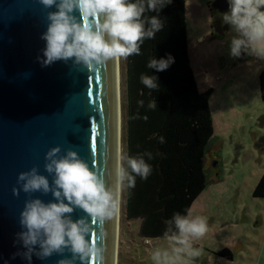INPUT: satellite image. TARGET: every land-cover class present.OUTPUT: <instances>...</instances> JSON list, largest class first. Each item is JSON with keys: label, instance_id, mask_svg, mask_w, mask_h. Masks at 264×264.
Instances as JSON below:
<instances>
[{"label": "clouds", "instance_id": "clouds-1", "mask_svg": "<svg viewBox=\"0 0 264 264\" xmlns=\"http://www.w3.org/2000/svg\"><path fill=\"white\" fill-rule=\"evenodd\" d=\"M45 8L56 7L49 11L46 33L41 37L46 41V49L41 60L44 67L63 60L74 59L75 65L84 66L89 72L104 66L108 61L139 55L145 39H154L163 28V21L158 16L145 17L146 11L162 8L164 0H39ZM230 12L223 19L238 32L233 37L230 53L239 57L244 50L258 48L264 50V0H229ZM79 11V18L73 13ZM174 63L171 55L167 59H151L149 69L165 71ZM142 84L148 89L158 87L157 77L141 75ZM143 106V101H139ZM156 102L149 104L155 108ZM147 120V116L144 117ZM163 143V137H161ZM61 148H52L46 154L45 171L54 175V180L39 174L37 168L23 172L18 177L25 193H52L55 201L45 203L39 198L30 199L20 216L21 226L26 229L18 234L26 252L18 253L31 262L33 254L40 259L51 257L54 253H63L68 249L72 259H64L59 264H74L79 259L81 264L94 260L104 264L106 249L99 241L106 237L100 232L91 242L87 239L90 224L87 218L74 221V211L82 209L92 224L103 225L121 211L119 193L106 185L105 180L82 160L78 153L69 150L60 156ZM151 153H143L128 160L131 172H120L126 178L129 188L136 185V176L147 179L151 166L146 162ZM95 166V164L93 165ZM13 194L19 196L20 189L14 188ZM67 201V202H65ZM168 228L165 238L172 242L170 248H157L152 256L156 264H189L190 258L198 257L200 250L193 247L191 239L202 237L208 231L207 219L193 217L191 209L187 215L175 213L166 222ZM39 246V251L36 250Z\"/></svg>", "mask_w": 264, "mask_h": 264}, {"label": "water", "instance_id": "water-1", "mask_svg": "<svg viewBox=\"0 0 264 264\" xmlns=\"http://www.w3.org/2000/svg\"><path fill=\"white\" fill-rule=\"evenodd\" d=\"M213 8L228 11L230 2L215 0ZM57 10L45 8L39 0H0V264H59L73 258L68 249L43 260L33 254L31 262L17 255L27 251L18 239L26 230L20 223L26 202L35 198L57 202L51 192H23L18 177L37 168L52 183L54 175L45 171V157L52 148L60 147V156L77 152L116 192L114 59L92 72L75 65L74 59L42 66L47 14ZM73 14L80 16L78 10ZM245 58L246 50L238 61ZM14 188L20 189L19 196L13 194ZM71 215L74 221L87 218L90 242L106 233L99 241L106 249L104 264H114L118 216L99 225L92 224L82 209ZM74 264L81 262L76 259Z\"/></svg>", "mask_w": 264, "mask_h": 264}, {"label": "trees", "instance_id": "trees-1", "mask_svg": "<svg viewBox=\"0 0 264 264\" xmlns=\"http://www.w3.org/2000/svg\"><path fill=\"white\" fill-rule=\"evenodd\" d=\"M164 4L145 13L146 18L158 16L163 21L162 30L154 39H145L140 54L127 57L125 67L126 173L135 175L128 164L130 158L152 154L151 159L144 157L152 169L147 179L136 176L134 188L128 187L126 178L123 180L125 213L128 219L141 220L144 238L165 237L166 222L177 212L187 215L207 188L210 171L205 161L214 137L210 107L214 90L201 92L193 72L186 0H164ZM169 55L174 63L167 70L147 67L151 59H167ZM145 74L157 77L156 89L142 84L140 78ZM152 102H156L155 108L149 107ZM254 196L264 197V176ZM215 254L233 257L229 249Z\"/></svg>", "mask_w": 264, "mask_h": 264}, {"label": "rangeland", "instance_id": "rangeland-1", "mask_svg": "<svg viewBox=\"0 0 264 264\" xmlns=\"http://www.w3.org/2000/svg\"><path fill=\"white\" fill-rule=\"evenodd\" d=\"M214 2L215 0H186V10L191 41L190 55L196 81L202 91L209 90L213 88L212 85L214 86L210 106L217 122L215 124V139L212 140L207 153L209 168L219 162L216 158L217 155L222 161L216 164L217 167L214 172L210 171L209 181L214 177V173L215 175L220 174L223 177H228L226 183L218 184L220 183L218 182L215 185H210V182L208 184L204 198H198L191 209L193 217H204V214L209 211L207 202L212 199L210 194L211 189L214 191L224 190L225 188L229 189L233 186L231 182L237 181L234 177L244 176L245 179L241 180L240 189L248 194L254 187V182L249 179L248 174L255 172L259 177L264 171V166L259 164H257V167L254 166L253 154L251 153V150L254 149L256 144L253 140L255 135L259 138L263 137L259 145L264 144V101L259 94L258 85H254L252 81L246 80L242 76L246 72L247 75L252 73L254 69L251 68L250 71V69H247L249 67H241L233 70L235 68L233 66L239 64V57H233L231 55L230 45L233 37L239 34L232 25L226 23L223 19L224 14L229 13L230 10L220 12L213 8ZM218 28L223 31V34H219ZM246 52L252 56L262 53L264 55V50L258 48H249ZM126 59L120 58L123 114L122 170L124 172H126V135L124 133L127 112L124 100ZM226 74L228 76L223 77ZM218 76H222V79H217ZM224 105L225 107H223ZM227 108H230V111L227 112ZM244 112H249L250 115L243 116L242 114ZM219 123L229 125L226 128L221 127ZM225 124L224 126H226ZM241 147L242 149L244 147V152H246L242 153V158L245 156L249 158L245 162L237 163L238 166L236 169L234 164L235 153L239 152ZM123 180L124 178L122 179L121 185L122 198L119 218L117 264H156L152 259L154 251L157 248H170L172 242L165 237L144 238L141 236V220L128 219L125 213L126 195H124ZM224 201L226 202L227 199H224ZM221 208L223 210L226 208L227 211L232 212L234 209L233 200L230 199L228 205H225V207L222 205ZM215 209L217 210L218 208ZM211 210H213L211 215L215 217L214 219H219L218 222H222L225 218L230 217V214L224 213V211L221 213L216 212L215 214L213 213L214 209L211 208ZM209 220L210 218H207V223ZM218 225L219 223H217L216 227L212 228L213 230L209 234L191 239L193 247L200 250V255L190 258L189 264H205L206 257L209 255L206 248L214 251L222 248L220 246H222L224 238L226 236L229 237V234L227 232H221V230L217 231ZM201 246H205V248H201ZM179 264H182V262H179Z\"/></svg>", "mask_w": 264, "mask_h": 264}, {"label": "crops", "instance_id": "crops-1", "mask_svg": "<svg viewBox=\"0 0 264 264\" xmlns=\"http://www.w3.org/2000/svg\"><path fill=\"white\" fill-rule=\"evenodd\" d=\"M186 16H187V10H186ZM218 30H219V34H223V31L220 28H218ZM188 37H189V45H188L189 58L191 60V55H190L191 41H190V36H189V28H188ZM191 64H192V61H191ZM233 67H232L233 70H236L237 68H241V67H249L247 69H250V71H251V68L254 69L252 73H249L247 75V72H246V74L243 73L242 76H244L246 80L252 81L254 85L255 84L258 85L259 94L261 95V99L264 101V55L263 53L260 55L256 54L254 56L249 55L247 53L246 58L243 61L239 62L238 65L236 66L234 65ZM193 72H194V69H193ZM225 76H228V74L224 75L223 77ZM217 79L221 80L222 76L221 77L218 76ZM243 81H244V78H243ZM212 87L213 88L211 89L214 90L213 85ZM198 88L201 92H205L200 89L199 85H198ZM223 107H225V105ZM229 109L230 108H227V112L230 111ZM242 115L246 116V115H250V113L244 112ZM213 120H214V136H215V130H216L215 124L217 120L215 119L214 113H213ZM219 124H221V127H226V128L229 125L225 123L224 124L226 126H224V124L222 123H219ZM214 139L215 138L213 137V140ZM253 140L256 143L254 146V149L251 150V153L253 154L252 156L253 161H254L253 164L256 167H257V164L264 166V144L262 145L260 144L261 146L259 145V143L262 142L263 137L259 138L257 135H255ZM243 152H244V147L243 149L241 147L240 151L235 153L236 155L234 159V164H235L236 169L238 166L237 163L245 162L249 158L246 156L242 158ZM216 158L218 159L219 162L222 161V159H220L218 155ZM218 163H215V165L209 168V161L206 156L205 167L209 171L214 172L217 167L216 164ZM236 173H237V170H236ZM248 175H249V179L254 182V187L248 194L240 189L241 180L245 179L244 176L234 177V179H236L237 181H232L231 183L233 186L229 189L225 188L224 190L221 189L220 191H214L213 189L210 190L212 199L207 202L209 211L206 212L205 210L206 213L204 214V217L206 219L210 218V220L208 221V231L206 232L205 235L209 234L210 231L213 230L212 228L216 227L217 223H219L217 229L216 228L215 229L217 231L221 230V232H227L229 234V237L226 236L224 238V242L222 246H220L222 248H219L216 251L206 248V250L209 252V255L206 257L207 259H206L205 264H264V197L254 196V191L257 185L259 184L261 178L264 176V171L259 177L256 175L255 172L250 173ZM227 177L228 176L223 177V175H220V174L215 175L214 173V177L210 179L209 183L211 182L210 185L211 184L215 185V183H218V182H220L218 184H221V183L223 184V183H226ZM207 188L201 193V195L198 198L200 197L204 198L205 192H207ZM224 199H227V201L225 202ZM230 199L233 200V205H234V209L232 212L227 211L226 208L224 210L221 208L222 205H224V207L225 205H228ZM205 202H206V199H205ZM195 203L196 201L194 202V204ZM193 206L191 207V209L193 208ZM210 207L214 209L213 213L216 214V212L221 213L224 211V213L230 214L229 215L230 217L225 218L222 222H218L219 219H214L215 217L211 215L213 210H211ZM215 208H218V209L216 210ZM201 248H205V246H201ZM223 249H229L232 252L233 257L229 259L228 257H221L215 254Z\"/></svg>", "mask_w": 264, "mask_h": 264}, {"label": "bare ground", "instance_id": "bare-ground-1", "mask_svg": "<svg viewBox=\"0 0 264 264\" xmlns=\"http://www.w3.org/2000/svg\"><path fill=\"white\" fill-rule=\"evenodd\" d=\"M114 65H115V88H116V192L119 193L120 200H121L122 198V195H121L122 178L120 176V172L122 170V126H123L122 116L123 114H122V101H121L120 58L114 59ZM117 216H118V221H119L120 213ZM118 229L116 231V238H115L114 264H117L118 236H119Z\"/></svg>", "mask_w": 264, "mask_h": 264}, {"label": "flooded vegetation", "instance_id": "flooded-vegetation-1", "mask_svg": "<svg viewBox=\"0 0 264 264\" xmlns=\"http://www.w3.org/2000/svg\"><path fill=\"white\" fill-rule=\"evenodd\" d=\"M246 51H247V49H246Z\"/></svg>", "mask_w": 264, "mask_h": 264}]
</instances>
